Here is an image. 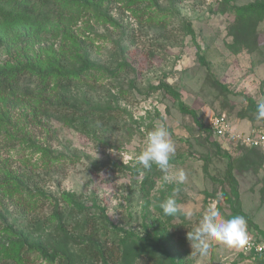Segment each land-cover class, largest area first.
Masks as SVG:
<instances>
[{
  "label": "rangeland",
  "instance_id": "obj_1",
  "mask_svg": "<svg viewBox=\"0 0 264 264\" xmlns=\"http://www.w3.org/2000/svg\"><path fill=\"white\" fill-rule=\"evenodd\" d=\"M160 1L166 4L165 0ZM250 1L253 0H230V4L244 5ZM224 3L223 0H181L175 8L177 11L174 9L173 14L166 16L168 38L158 35L156 29L148 26L145 18H136L131 10L120 13L125 8L123 5L111 8L113 16L131 22L135 40L126 53L133 71L126 74L120 72L118 81H111L109 75H103L99 80L104 88L100 93L101 99L121 110L116 124L114 121L111 124L115 129L92 139L53 118L49 126L48 123L29 126L36 145L21 141L13 147L8 145L5 133L0 130V170L9 167L20 171L25 169L33 177V182L45 191V196H42L45 201L36 211H31L33 214L41 218L49 216L55 198H59L62 191H71L80 194L81 199L88 203L94 199L117 225L131 228L139 234H144L146 225L152 234L165 230L177 238V226L183 223L181 230L185 240L178 246L174 263L160 249L137 244L132 247V253L140 255L132 264H261L258 260L245 257L241 249L215 243L210 255L202 258L191 250L186 238L187 232L195 227L199 214L213 202L218 201L217 206L225 218L234 215L225 199V193L231 190L227 176L229 168L238 184L241 209L258 227L255 229L247 223L248 233L256 235L257 232H264V156L263 162L257 160L256 166L247 161H237L249 148L240 143L219 141L208 131L210 118L220 113L226 114L234 129L244 130L248 126L264 128V121L256 120V111L248 108L244 99L247 95L257 103L264 100V17L252 24L253 30L246 35L245 45L233 52L230 48L233 35L228 28L234 23V14L221 9V6L226 7ZM185 20L192 24L196 35L194 40L190 35H183L181 25ZM70 23H75L71 27L75 34L88 38L93 55L101 63L112 61L109 33L114 36L116 30L112 25H103L90 12H81L79 19ZM37 47L38 44L34 49ZM198 54L204 57V62ZM0 56H6L4 50L0 51ZM164 73L167 81L180 94L181 102L195 111L196 119L182 112L179 102L161 90L146 95L149 85L156 84ZM129 80L135 81L140 93L124 91ZM119 86L122 92L118 93L117 99L111 98L109 92L116 94ZM91 94L88 92L87 96ZM19 112L18 109L12 110L13 123L23 125V115ZM158 124L168 128L175 143L173 168L186 173L187 179L180 186L181 191L176 198L180 205L197 210V217L191 221L179 214L163 216L159 202L172 194L173 186L157 191L156 185L162 175L158 168L150 175L154 186L149 191V198L144 200L138 188L145 172L133 178L128 173L108 171L104 163L114 159L134 164L129 157L142 149L147 132ZM38 146L46 147L51 154L65 156L52 158V163L46 166L43 151ZM223 150L233 158L231 166L228 158L223 156ZM252 156L256 160L260 156L258 150ZM95 160L103 163L98 173L90 169ZM218 193H222L219 200ZM7 204V198L0 193L2 223L6 219L11 222L15 216L12 214L10 217L6 213L4 208L8 207ZM70 227H74L72 222ZM107 240L110 242L109 238ZM74 243L76 250L79 239L76 238ZM146 250L153 254L148 255ZM35 264L52 263L36 258ZM109 264L121 263L109 261Z\"/></svg>",
  "mask_w": 264,
  "mask_h": 264
},
{
  "label": "trees",
  "instance_id": "obj_2",
  "mask_svg": "<svg viewBox=\"0 0 264 264\" xmlns=\"http://www.w3.org/2000/svg\"><path fill=\"white\" fill-rule=\"evenodd\" d=\"M165 1L166 4L160 0H0V51L6 53L5 57L0 56V130L5 133L8 145L13 147L21 141L36 145L29 126H44L47 123L49 126L53 118L92 139L115 129L111 124L112 121L116 124L121 110L101 99L100 93L104 88L99 80L103 75H109L111 81H118L120 72L126 74L133 71L126 53L135 40L131 22L113 16L111 8L123 5L125 8L120 13L131 10L136 18H145L148 26L156 29L158 35L168 38L170 34L165 24L166 16L173 14L172 11L181 0ZM223 1L226 7L221 6V9L234 14V23L230 24L228 30L233 35L230 48L237 52L245 45L246 35L252 33V24L264 17V0H253L244 5ZM81 12L93 13L103 25H112L116 29L114 36L109 33L112 42V61L109 64L101 63L93 55L92 44L87 37L82 38L71 30L75 23L70 21H77ZM181 29L183 35L195 39V31L189 20L182 22ZM36 44L38 47L35 50ZM196 47L199 51V47ZM198 56L204 62V57ZM162 75L156 84L149 85L146 95L161 90L179 102L182 112L196 119L195 111L181 102L175 86L167 81L165 73ZM124 91L141 92L134 80L128 81ZM88 92L92 94L87 96ZM120 92L122 87L119 86L118 92H109V96L117 99ZM97 94L100 95L95 97ZM244 99L248 108L257 111L254 99L247 95H244ZM15 109L23 115V125L13 123L12 110ZM212 143L220 146L216 141ZM245 147L249 150L242 153L237 161H247L255 166L257 160L263 162L260 149ZM38 148L43 151L46 166L52 163V158L65 156L51 154L44 146ZM256 150L260 156L255 160L252 155ZM223 151V156L228 158L231 166L233 158L226 150ZM104 163L108 171L128 173L133 178L145 172L138 189L144 200L149 198V191L154 186L150 175L157 169L155 165L151 170H144L140 165L124 164L114 159ZM102 164L95 160L90 169L98 173ZM227 176L231 190L225 193V199L233 216L245 217L250 227L258 229L241 209L238 184L231 168ZM0 193L8 200V207L4 208L6 213L10 217L15 214L11 222L6 219L2 223L0 220V264H35L36 258L52 264H109V261L132 264L135 257L140 255L132 253V247L137 244H148L152 249H160L174 263L178 246L185 240L181 230L183 223L177 226V238L165 230H157V233L152 234L146 225L144 234H139L131 228L117 225L94 199L88 203L81 199L80 194L71 191H62L59 198H55L50 215L41 218L31 211L41 207L45 201L42 197L45 191L33 182V177L25 169H1ZM71 222L74 225L72 229ZM256 236L264 240V232H257ZM76 238L79 243L74 250ZM145 253L150 256L153 254L147 250ZM253 260L264 264V254L255 255Z\"/></svg>",
  "mask_w": 264,
  "mask_h": 264
},
{
  "label": "clouds",
  "instance_id": "obj_3",
  "mask_svg": "<svg viewBox=\"0 0 264 264\" xmlns=\"http://www.w3.org/2000/svg\"><path fill=\"white\" fill-rule=\"evenodd\" d=\"M255 118L257 121H264V100L257 103ZM175 153L176 146L168 128L164 124H158L147 132L142 149L129 159L144 170H151L155 165L161 171L162 175L156 185L157 191H163L169 185L173 186L172 194L159 202L163 216L174 217L179 214L191 221L197 217V210L180 205L176 198L187 176L184 170H176L170 163ZM217 197L218 200L221 199L222 193H218ZM217 204L218 201L211 203L200 213L195 227L186 234L191 250L202 258L210 255L214 243L237 249L245 248L249 244L245 217L235 215L225 218Z\"/></svg>",
  "mask_w": 264,
  "mask_h": 264
},
{
  "label": "built area",
  "instance_id": "obj_4",
  "mask_svg": "<svg viewBox=\"0 0 264 264\" xmlns=\"http://www.w3.org/2000/svg\"><path fill=\"white\" fill-rule=\"evenodd\" d=\"M208 128L212 137L230 143H241L250 147L260 149L264 156V128L250 127L247 130L234 129L225 113L217 114L210 118ZM249 244L241 249L248 258L253 259L255 255L264 254V240L253 233H248Z\"/></svg>",
  "mask_w": 264,
  "mask_h": 264
},
{
  "label": "crops",
  "instance_id": "obj_5",
  "mask_svg": "<svg viewBox=\"0 0 264 264\" xmlns=\"http://www.w3.org/2000/svg\"><path fill=\"white\" fill-rule=\"evenodd\" d=\"M248 128H250V126H248ZM248 128L244 129V130H247Z\"/></svg>",
  "mask_w": 264,
  "mask_h": 264
}]
</instances>
